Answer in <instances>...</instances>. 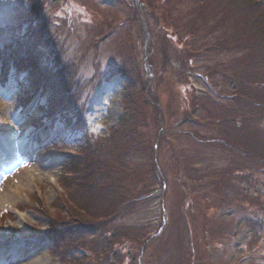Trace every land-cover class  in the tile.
<instances>
[{
  "label": "rangeland",
  "instance_id": "obj_1",
  "mask_svg": "<svg viewBox=\"0 0 264 264\" xmlns=\"http://www.w3.org/2000/svg\"><path fill=\"white\" fill-rule=\"evenodd\" d=\"M33 1L0 0V28L21 24L44 39L60 30L62 63L76 60L84 73V112L45 121L62 111L40 110L45 87L29 99L0 84V264L102 259L89 248L99 231L63 229L78 224L77 187L64 179L85 160L82 147L120 133L132 103L141 106L132 144L144 148L119 181L127 204L106 234L126 230L118 264H264V232L253 230L264 227V41L227 4L212 2L199 21L193 0ZM124 61L130 79L115 73Z\"/></svg>",
  "mask_w": 264,
  "mask_h": 264
},
{
  "label": "trees",
  "instance_id": "obj_2",
  "mask_svg": "<svg viewBox=\"0 0 264 264\" xmlns=\"http://www.w3.org/2000/svg\"><path fill=\"white\" fill-rule=\"evenodd\" d=\"M31 2L34 3L33 0ZM212 2L219 3L222 6L227 4V8L240 20L242 29L248 36L259 42L264 41V4H262V0H193V4H196V7L193 8L198 14L197 19L199 21H206L207 15H209L208 11L212 8ZM198 9H200V13ZM58 31L54 32L52 37L44 39L42 34L41 36L36 34L41 30L34 31L33 28L21 27V24L1 27L0 81L6 83L8 76L13 74L17 86L29 99L36 98L39 93L42 95L45 87L47 89V99L40 101V110L52 113L51 111H54V108H60L64 113L62 111L57 113L56 120L62 121L64 119L71 123L73 117L81 116L84 112L81 107L76 110L81 91H83L82 86L85 84L82 79L84 73L76 60L64 62L66 65L63 66V55H65L66 50L60 49V46H63L61 42L62 33ZM28 40H33L30 46L31 49L26 46ZM47 49L52 53L54 50L55 56L51 57ZM96 65L94 77L97 76V79L99 77L101 79L102 69ZM128 65L124 61L116 67L115 73H118L121 77L132 78V68ZM109 76H112V74H109ZM239 78L243 80V76H239ZM133 88L132 86L131 90ZM130 93L137 96L136 87ZM57 95L60 97H57ZM134 105L136 104L128 105L131 114L121 123L120 133L114 134L108 140H91L85 148L82 147L81 153L85 160L76 161L77 163L75 162L70 166L74 179H64L65 186L69 190H71V185L75 184L77 187L75 191L69 192V195L77 205L73 209V213L76 215L75 219L78 220V224L74 229L67 227L63 229L66 230L68 235L74 237L83 234L95 235L98 231L100 232V239L89 246L96 254L102 256V259L94 264H118V260H121V255L115 250V244L123 240V237H118V234L124 233L126 230L120 228L112 230L116 233L111 235V240L107 239V235L111 233L108 232L109 221L122 215L127 204V193H125V188L119 184V181L123 176L127 177L126 168H129L132 160L138 157L139 150L144 148L141 140L132 144L137 129V124L133 118L136 113L133 110ZM136 106L139 107L140 105ZM122 133H124L123 136ZM249 140L251 141V136L248 137ZM244 142L243 138L242 144ZM138 152L139 154H137ZM247 160L252 162L251 165L257 161L249 157ZM240 165L241 163H239L238 168ZM120 167L122 171L119 169ZM111 206L114 208L110 209V213L107 208ZM263 216L264 212H262ZM253 226L254 234L261 235V232H264V227L260 229L257 224ZM111 252V256H115L116 259L109 258Z\"/></svg>",
  "mask_w": 264,
  "mask_h": 264
},
{
  "label": "bare ground",
  "instance_id": "obj_3",
  "mask_svg": "<svg viewBox=\"0 0 264 264\" xmlns=\"http://www.w3.org/2000/svg\"><path fill=\"white\" fill-rule=\"evenodd\" d=\"M16 147L19 148V146H16ZM21 147H24V145H22ZM1 240H0V243H1ZM34 264H45V257L44 256L39 257L37 260L34 261Z\"/></svg>",
  "mask_w": 264,
  "mask_h": 264
}]
</instances>
